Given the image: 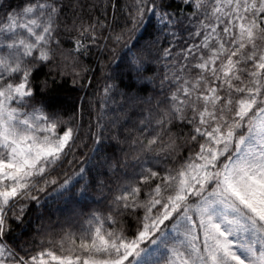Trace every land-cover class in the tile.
Segmentation results:
<instances>
[{
  "label": "snow or ice",
  "instance_id": "obj_1",
  "mask_svg": "<svg viewBox=\"0 0 264 264\" xmlns=\"http://www.w3.org/2000/svg\"><path fill=\"white\" fill-rule=\"evenodd\" d=\"M170 7L139 0L125 38L123 31L103 36L99 17L73 13L69 20L62 0L0 3L10 9L0 16V264H264V0ZM149 12L165 20L163 29L129 46ZM61 28L75 34L72 48H62ZM177 29L188 36L179 47ZM168 36L169 46L161 47ZM101 39L105 49L123 41L137 81H152L148 65L161 53L175 69L164 78V98L140 119L146 135L132 145L145 156L131 173L116 155L127 159L119 133L106 144L97 120L87 163L101 156L99 167L115 177L114 186L92 167L63 171L76 158L80 126L44 98L55 78L38 82L43 68L54 66L75 83L90 70L80 58ZM57 53L72 63L54 64ZM118 89L115 82L106 87V97ZM131 93H118L128 118L141 102ZM97 194L107 203L91 208ZM48 198L72 206L59 233L41 225L44 238L31 247L10 239L13 220L24 226L28 204Z\"/></svg>",
  "mask_w": 264,
  "mask_h": 264
},
{
  "label": "trees",
  "instance_id": "obj_2",
  "mask_svg": "<svg viewBox=\"0 0 264 264\" xmlns=\"http://www.w3.org/2000/svg\"><path fill=\"white\" fill-rule=\"evenodd\" d=\"M12 1L14 8L24 3V0ZM62 2L66 6L65 14L69 20L73 18V13L76 15L83 14L86 19L87 16L91 15L93 22L99 17L104 25L100 29L103 36L123 31L125 38H127L129 35L128 29L132 27L136 17V5L139 0H62ZM163 2L165 5L171 6L167 9L168 11L175 10L177 5L181 4V0H163ZM112 5H117V7L114 9ZM64 19L65 17L61 16V20ZM164 24L165 20L160 18L159 13L155 16L151 12L147 13L140 29L132 34V39L128 42L129 46L136 42L137 36L140 38L139 44H144L154 32L163 29ZM60 31L62 32L60 38L65 41L62 48H72L75 42V34H70L64 28H61ZM171 39V36L163 39L160 46L168 47ZM187 39V33L177 29V37L174 43L179 47ZM103 43L104 41L101 39L100 46L90 45L88 55L80 58L82 65L90 70L80 73L75 83H73V76L67 71L62 76L57 75V69L54 66L44 67L42 72L39 73L38 82L46 78L49 81L55 78V85L49 83L44 98L54 104L66 118L74 119V123L80 126V139L77 141L76 158L71 164H66L63 171L67 172L68 175H72L81 166L85 168L92 167L93 176L99 173V179L114 186L115 177L107 168L99 167L101 156H96L92 164L87 163L89 158L94 155L92 151V133L98 130L96 127L97 120L99 119L100 124L104 125L103 135L106 144H115L116 141H109L108 137L115 136L117 132L119 133L122 141L119 148H123L124 153H127V159L125 161L124 154L119 150H117L116 155L120 157L122 165L125 162L129 165L127 171L131 173L133 166L138 165L139 160L145 156V153L136 151L132 145V140L136 138L143 139L146 135V133H142L144 125L140 124V119L148 116L150 108L155 110L157 102L164 98V93L167 92L169 87L168 81L164 78L165 76L170 78L175 69L170 66L173 62L165 61L161 53L159 60L153 59L148 65L147 75L153 78L152 81H137L135 74L130 73L126 67L131 54L125 56L127 49L122 46L123 41L121 44L109 43L106 49L103 48ZM57 62L69 65L72 63L71 59L66 60L59 53H57L53 63ZM49 72H51V75H48ZM80 77H86V79L81 80ZM162 80H164L163 88L161 86ZM114 82L119 85V89L113 92L110 98L106 97L105 88L111 86ZM129 88L132 89L131 94L139 96L141 101L129 112L130 118L124 114L128 111L126 100L118 94L127 91ZM122 105L125 107L122 108ZM113 121L116 123L114 124ZM89 126H91V133L89 132ZM125 138H128L127 142H123ZM184 155H187V150H185ZM123 170L121 168V171ZM105 194H107V189H105ZM106 203L107 201L99 194L87 202L91 208H102ZM71 211V205L53 201L51 198L42 199L39 205L32 201L25 209L26 224L18 226L17 222L13 220V231L10 239H13L17 244L31 247L34 240L40 241L44 238L37 234L38 227L43 225L47 229H53L54 234L59 233ZM142 211L141 209L140 212L142 213ZM128 220L129 224L134 227V217H128ZM57 254H60V252Z\"/></svg>",
  "mask_w": 264,
  "mask_h": 264
},
{
  "label": "rangeland",
  "instance_id": "obj_3",
  "mask_svg": "<svg viewBox=\"0 0 264 264\" xmlns=\"http://www.w3.org/2000/svg\"><path fill=\"white\" fill-rule=\"evenodd\" d=\"M3 2L4 0H0V3H3ZM12 2H13L12 0H8V4L10 5V7L14 8V4H12ZM7 10H10V9L0 8V16H3ZM53 264H55V262H53Z\"/></svg>",
  "mask_w": 264,
  "mask_h": 264
}]
</instances>
